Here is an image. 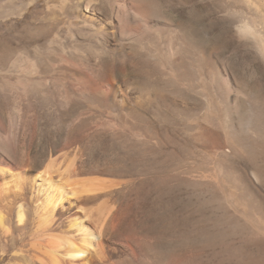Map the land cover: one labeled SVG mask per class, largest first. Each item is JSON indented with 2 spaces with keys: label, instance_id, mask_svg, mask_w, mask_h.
Here are the masks:
<instances>
[{
  "label": "rangeland",
  "instance_id": "rangeland-1",
  "mask_svg": "<svg viewBox=\"0 0 264 264\" xmlns=\"http://www.w3.org/2000/svg\"><path fill=\"white\" fill-rule=\"evenodd\" d=\"M91 1L100 6L105 0ZM137 1L144 6L152 19H162L164 22L178 26L187 35L196 38L199 45H201L200 49H203L204 53L211 52L213 63L214 61L216 62L214 65L219 67H217L218 71L215 73L217 74L215 75L216 79L215 76L212 80L205 77V86H211L209 91L217 99V104H213L211 107L209 105L208 107L206 106V93L199 82L198 91H200L196 92L198 102L200 101L199 109L195 111V109L191 110L189 108L193 112H198L199 117L202 118L204 113L209 112L213 116H216L218 114L217 108L220 105L225 104L224 106L226 107L230 105L228 108L230 118L229 130L232 137L238 141V149L235 153L226 146V137L219 128L212 129L215 140L208 138L210 140L208 141L207 136L204 134L206 132L203 133V139H201L202 134H198V138L195 137L197 135H193V137L194 131L192 130L191 122H188V117L193 112L189 111V108L185 109V107L184 111L182 108L180 109L182 107L181 101L189 100L188 97L194 94L191 87L188 86L189 80L187 81V79H190L191 73L194 70L196 71L197 61L195 55L189 49L183 50L182 53V64L184 66V68L182 66V69L185 70V72L183 71L184 78H187V82L184 81V85L179 84V81L170 74H167L166 80L162 79L166 81V84L163 85L160 79L159 67L155 63H153V66H157H154L156 69H152L149 79H144V73L140 64L135 65L134 61H125L129 73L134 74L133 76L130 74L131 81L134 79L131 87L135 91H140L139 89H141L151 94L144 110L140 109L139 115H135L141 121L138 118L133 120L134 124H137H135L136 126L138 124V127L142 126L141 128H143L145 133L142 138L127 136L121 130H116L117 132L111 130L108 123L95 121L92 113L93 111H97L96 109L91 110V112L88 109H83L84 107L80 104H74V102L65 98L63 95L65 88L81 87L77 84L78 80L76 81L75 77H78L77 75L82 76L85 72L88 73V69L85 65L79 64L78 60L84 54L90 53V50L81 44L77 45V47L79 46L78 51L66 46L67 50L64 48L63 52H61L59 44L66 43L63 45L65 46L70 42L69 29L66 26L61 27L55 37V32L51 31L48 34L46 33L47 36L36 43L29 41L33 37L31 35H34L37 31L39 23H43L45 19L48 21L51 18L50 12L48 13L47 6L44 3L45 0L34 1L21 16L13 14L7 18L0 19V56L7 55L8 53L6 52L10 51V47L12 49L14 47L17 48L16 51L18 52L15 55L12 54L11 59H6L5 55L3 56L5 59L0 57V116L5 118L9 127L30 126L36 132V143H38L36 145L40 149L45 144L46 146L50 145L53 139L61 143L67 137L72 136L77 138L72 145L63 149L64 152L58 153V158L56 157L55 160L57 161L55 162L60 165H65L77 152V161L85 162L86 167L88 163L91 166L93 163V166L97 163L98 168L103 167L102 165L104 164L103 170L105 169V174L98 173V176L101 175L109 183L111 182V184L115 185L114 189L112 188L113 193L111 196L114 197L117 204L128 202L134 207L139 205L141 207V221L144 220L149 227L150 240L154 248H152L153 250L149 257L148 254H141L142 258L140 256L136 260L139 263L264 264V230L259 229L246 219L245 215L241 212V208L230 196L228 197L216 181V177L225 178L228 181L227 185L234 184L237 187V193L248 199V208L256 206L255 208L264 211V93H262L264 92V70L261 62H259L260 57L250 42H246L240 38L234 30L232 16H230V0ZM12 5L17 6L18 2H14ZM58 17L61 16L59 15ZM22 19L26 20L28 28H24L25 23ZM40 19L41 21L39 22ZM31 20L33 21L31 22ZM34 22L36 23L34 24ZM261 29H263L262 35L264 37V28ZM15 35H18L19 39H15L17 37ZM9 37L12 40H9ZM52 38L53 41L49 43L48 41ZM157 39L159 43H156ZM168 39L166 36H157L155 33L151 42L157 47L160 44L161 50L170 55ZM15 40L19 41L15 42ZM12 41L14 44H12ZM36 44H38L37 46L45 54L49 52L46 60L37 62V65L41 69L52 74L51 83L49 81L46 84L47 86L45 87H48V89L45 88L43 93L36 90L26 92L16 77L17 66L26 68L31 64V61L18 57L19 62L15 61L14 57L16 54L21 53L22 50H33ZM60 55H63L72 64L59 59L61 58ZM13 63L14 66L12 65ZM4 72H6L8 77ZM69 72L76 73V75L72 76ZM63 74L64 79L61 77ZM140 74L143 76H140ZM115 77H119L118 72L115 73ZM15 79L16 81H13ZM57 81L58 83H56ZM223 81L225 82L223 83ZM134 82L137 86L133 84ZM104 83L107 86L106 78L103 75H93L88 82L91 87L88 84L86 86H89L88 88L90 89L96 87L106 88L103 85ZM227 83L230 85L228 86ZM214 86L215 88H213ZM147 88L150 89L146 90ZM203 92L205 95L202 94ZM161 94L166 96L164 97ZM100 100L101 98L98 99L101 104L99 110L111 112L113 110L116 111L113 112L114 114H117V112L118 114L122 113V110L121 112H119L120 110L117 111V108L119 109L117 105H107L108 108L105 104L106 101L103 98L102 101L104 100L105 102ZM229 101L230 103H228ZM216 105L218 106L216 107ZM103 106H105V109H108L105 110ZM202 107L205 109L200 110ZM178 110L183 115L178 113ZM186 110L191 112L188 113V115L190 114L189 116L185 115L187 114ZM142 112L144 115H142ZM180 117H183L181 118L182 123L179 122ZM201 120L199 119L200 124L202 127H205V121ZM143 122L144 124H142ZM95 130L97 132L102 131L97 135ZM105 130H107L108 134ZM112 133L113 135H111ZM115 134L116 136H114ZM100 136L104 138H100ZM68 149L70 150L69 152ZM68 156H70V159ZM223 163L229 167L225 168L223 165V169L219 173L220 167L218 165H222ZM108 165L109 167L112 166L111 169ZM230 167L235 170L236 175L230 174V171L227 170ZM89 175L91 174H86V176ZM252 205L253 207H251ZM151 235L154 238H151ZM136 261L134 260L131 264H137L138 262Z\"/></svg>",
  "mask_w": 264,
  "mask_h": 264
},
{
  "label": "bare ground",
  "instance_id": "bare-ground-1",
  "mask_svg": "<svg viewBox=\"0 0 264 264\" xmlns=\"http://www.w3.org/2000/svg\"><path fill=\"white\" fill-rule=\"evenodd\" d=\"M34 1L37 0H0V19L7 18L13 14L19 16L23 15L24 12L27 11V7ZM14 2H18V5H12ZM230 2V16H232L233 21L232 26L239 37L246 42H250L252 47L256 50L260 57L259 62H261L263 66L261 67L264 70V37L262 35L263 29H261L264 28V0H230ZM44 3L47 6L48 13L50 12L51 18L50 20L47 19L48 21L45 19L44 22L42 20L43 23H39L37 31L34 35H31L33 37L29 41L36 43L46 37L51 31L55 32V37L57 32L59 33L60 28L66 26L69 29V33H67L70 36V42L65 46H63L66 44L64 42L62 45L59 44L61 52H63L66 46L72 50L78 51L79 46L77 47V45L81 44L85 45V47L90 50V53L87 55L84 54L83 57H80L78 60L79 64L85 65L88 69V73L85 72L82 76L77 75L78 77H75L76 81L78 80V83H76L81 87L65 88L63 95L68 100L74 102V104H80L84 107L83 109H88L89 111L96 109L97 111H93L92 113L96 122H106L109 124L108 126H110L111 130L115 132H117L116 130H121L126 133L127 136L142 138L145 133L141 125L144 124V122L140 125L141 127H138L139 124L136 126L137 124L135 123V125L133 120L136 118L135 115L139 113L140 109L144 110L146 102L149 101L148 98L151 94L141 89H139L140 91H135L134 88L131 87V83L134 79L131 81V73H129L125 61H134L135 65L140 64L144 73V79H149L152 69L158 66L161 80H166L167 74H170L179 81V84L184 85V81H186L187 78H184L183 71L185 72V70L182 69V53L185 49H189L190 52L195 55L197 67L196 71L194 70V72L191 73L190 79H187V81L189 80L188 86L191 87L194 94L188 97L189 100L187 101L182 99V107L179 106L180 109L182 108L183 110L184 107L185 109L190 107L191 110L195 109V111L199 109L200 101L198 102L196 93L199 89V82L203 91L206 93L207 105H205L211 107L213 104H217V99L209 91L211 86H207L208 88L205 86V77L211 78L210 80L214 79V76L217 75L215 74L218 71L217 67H219L214 65L216 62L214 61L213 63L211 52L204 53L202 51L203 49H200L201 45H199L196 38L187 35L178 26L164 22L162 19H152L149 12L146 11L144 6L137 0H105L100 6H97V4L91 0H45ZM56 12H58L61 17H58L59 15ZM38 15L40 14L38 13ZM22 21L25 23L24 28H28L29 26L27 27L28 23L25 22L26 20L22 19ZM32 21L33 20H31V22ZM40 21L41 19L39 22ZM36 22H34V24ZM24 28L22 27V29ZM31 28L33 30L32 26ZM16 30L18 29L16 28ZM155 33L157 36H166V38H169L168 48L170 55L161 50L160 44L159 47L152 44L151 39ZM15 36H17L15 39H19L18 35ZM9 40L12 39L10 38ZM16 41L19 40H15V42ZM52 41L53 38L48 42L51 43ZM156 43H159L158 39ZM12 44H14V42ZM37 45L38 44H36L31 51L22 50L21 53L16 54L14 57L15 61L17 60L20 62L18 57H22L21 59L30 60L31 64L26 62L30 64L26 68L17 66L18 70L17 74H15L17 75V81L22 84L23 90L26 92L36 90L43 93L45 88L48 89V87H45L47 86L46 84L49 81L51 83L52 74L45 72L37 65V62L46 60L47 54L49 53L45 54ZM16 50L17 48L14 47L12 49V47H10V51L8 50L9 52H6L8 54H4L6 59L10 58L12 54L15 55L17 52ZM65 50L67 49L65 48ZM84 51L86 50L84 49ZM4 55L0 57L5 59V57H3ZM63 55H60L61 58L59 59H63L65 62L72 64L67 58L63 57ZM189 62H191V60H189ZM10 63L12 62L10 61ZM153 63L157 66L154 65V67ZM12 65L14 66V63ZM9 66L11 67V65ZM130 68L132 69V67ZM117 72L120 78L115 77V73ZM4 74L6 75V72H4ZM1 75L3 74L1 73ZM70 75L75 76L76 73H70ZM93 75H103L107 81V86L105 85L106 83L103 84L106 88H88L90 86L88 84L89 79H91ZM131 75L133 76L134 74ZM140 76L143 75L140 74ZM61 77L64 79V74ZM165 80L161 81L163 85L166 84ZM13 81H16V79ZM225 81H223V83ZM56 83H58V81ZM87 84L89 85L88 87L86 86ZM133 84H135V82ZM149 84L151 85V83ZM135 86H137V84H135ZM151 88H153V86H151ZM213 88H215V86ZM47 89L46 91H48ZM149 89L150 88H147L146 90ZM229 89L227 90L229 91ZM205 93L203 92L202 94L205 95ZM99 98H101L100 101H102V98L106 101V106H112L113 104L117 105V107H119V109L116 107L117 111L120 110L119 112H121L122 110V113L118 114L117 112V114H114L113 112L116 111L113 110L112 112L99 110L101 106L98 101ZM44 99L46 100V98ZM104 100L102 102H105ZM228 103H230V101ZM224 105H216V107L218 106V114H216V116H213V114L208 111L209 113H204L202 118H200L198 112H193L190 108L189 111L193 113L186 110L187 114H184L188 115V113H191V115L189 114L190 117H188L189 115L187 117L194 131L192 136L197 135L195 137L198 138V134H202V138H200L203 139V133L206 132L204 134L207 136V139L210 138L213 140L212 129L219 128L226 137V146L235 153L238 149V141L232 137L229 130L230 118L228 108L230 105L229 107ZM103 107L105 109V106ZM205 108L202 107L200 110ZM144 113L142 115H144ZM178 113L182 114L179 110ZM181 118L183 117H180V123H182ZM199 119L205 121V127H202ZM139 120L141 121V119ZM105 131L107 133V130ZM99 132H97V135ZM88 133L90 134L89 131ZM116 134L114 136H116ZM111 135H113V133ZM122 135L124 134L122 133ZM100 138L104 137L100 136ZM76 139L77 138L72 136L69 138L67 137L61 143L53 139L50 145L46 146L45 144L40 149L38 148L39 146L37 147L36 145L38 144L36 143V132L30 128V126L21 125L15 128L12 126L9 127L5 118L0 116V264H119L120 262H122L121 264H131L134 260L136 261L141 254H148V257L151 254L152 248L154 247H152V242L150 240L149 227L146 222L144 220L141 221L140 218L141 207L139 205L134 207L128 202L117 204L114 197L111 196L113 193L112 188L115 185L111 184V182L109 183L108 180L101 177V175L98 176V173L105 174V169L103 170L104 164L102 165L103 167L98 168L99 166L97 163L93 166L94 163L92 162V166L88 163L89 165L87 164L86 167L85 162L80 160L77 161L76 157L78 152L75 153L71 159L70 156H68L70 160L67 161L65 165H60L55 162L57 161L55 159L58 153L64 152L63 149L72 145ZM208 141L210 140L208 139ZM69 151L68 149V152ZM59 161L62 162L61 160ZM103 161L105 162V160ZM224 164L225 163L218 165L220 167V172L218 169L219 173H221ZM225 165V168L229 167ZM111 167L109 168L111 169ZM227 170L230 171V174H235V170L231 167ZM87 173L91 175L86 176ZM228 177L230 178V176ZM216 181L221 186V189L226 192L228 197L230 196L241 208V212L245 215L246 219L259 229L264 230V211L255 208L256 206L253 207V205L251 206L253 208H248V199L237 193V187H235L234 184H230V186L227 185L228 181L225 178L216 177ZM247 194L249 193L247 192ZM102 196L104 197L103 199ZM152 237L151 235V238ZM137 264L141 263L138 262Z\"/></svg>",
  "mask_w": 264,
  "mask_h": 264
}]
</instances>
